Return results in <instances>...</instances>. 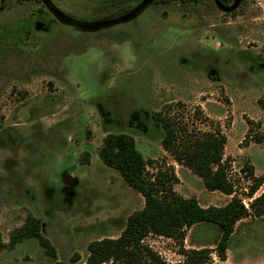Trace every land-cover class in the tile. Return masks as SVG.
<instances>
[{"label":"rangeland","instance_id":"obj_1","mask_svg":"<svg viewBox=\"0 0 264 264\" xmlns=\"http://www.w3.org/2000/svg\"><path fill=\"white\" fill-rule=\"evenodd\" d=\"M168 109L190 130L212 128L198 110L220 126L233 194L206 190L163 150L153 115ZM263 122L264 0L225 9L215 0H0V264H84L90 242L120 235L144 200L98 157L109 133L132 136L154 161L150 173L172 165L173 189L201 207L241 199L249 214L234 225L225 261L213 252L207 264H264V214L250 207L264 182L250 194L246 170L264 180V141L251 138L264 136ZM28 215L55 258L33 238L8 245ZM219 237L199 223L182 242H142L176 264L182 249L213 251Z\"/></svg>","mask_w":264,"mask_h":264},{"label":"trees","instance_id":"obj_2","mask_svg":"<svg viewBox=\"0 0 264 264\" xmlns=\"http://www.w3.org/2000/svg\"><path fill=\"white\" fill-rule=\"evenodd\" d=\"M203 1L153 0V3L168 5L177 2L193 6ZM217 1L225 5L228 0ZM194 116L203 123L209 122L212 128L207 131L190 130L189 124L171 116L169 109L154 114L153 119L164 132L161 146L178 165L187 167L197 176L206 190L231 195L233 185L227 177L228 159L223 158L226 136L220 126L208 121L201 111H196ZM247 124L251 125V121L247 120ZM249 132L248 129V136ZM251 138L254 143L264 141V136ZM98 157L104 165L116 170L125 183L143 197L144 205L128 216L125 227L117 238L90 242L84 264H169L144 245L143 239L153 234L182 242L185 231L199 223L213 224L219 229L220 237L215 249H182L181 254L185 259L176 264H207L213 252L220 261H225L234 225L249 214L241 199L233 196L224 206L203 208L194 197H182L173 189V185L178 183L174 167L165 165L150 173L148 167L154 161L145 159L136 149L134 138L125 133L105 135ZM246 170L255 181L250 191L252 194L264 180L254 177L251 167H246ZM263 205L264 192L252 200L250 207L260 215L264 214ZM40 225L39 219L28 215L24 224L11 234L8 245L13 246L23 239L33 238L48 255L55 258V249L41 234Z\"/></svg>","mask_w":264,"mask_h":264},{"label":"water","instance_id":"obj_3","mask_svg":"<svg viewBox=\"0 0 264 264\" xmlns=\"http://www.w3.org/2000/svg\"><path fill=\"white\" fill-rule=\"evenodd\" d=\"M216 2V5L219 7V8H222V9H225L226 7L223 6L222 4H220L217 0H215Z\"/></svg>","mask_w":264,"mask_h":264},{"label":"flooded vegetation","instance_id":"obj_4","mask_svg":"<svg viewBox=\"0 0 264 264\" xmlns=\"http://www.w3.org/2000/svg\"><path fill=\"white\" fill-rule=\"evenodd\" d=\"M226 5H227V3H226L225 5H223V6H225V7H226Z\"/></svg>","mask_w":264,"mask_h":264}]
</instances>
